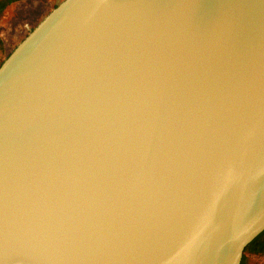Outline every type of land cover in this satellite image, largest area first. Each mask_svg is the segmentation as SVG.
<instances>
[{"label": "water", "instance_id": "1", "mask_svg": "<svg viewBox=\"0 0 264 264\" xmlns=\"http://www.w3.org/2000/svg\"><path fill=\"white\" fill-rule=\"evenodd\" d=\"M264 232V0H64L0 68V264H241Z\"/></svg>", "mask_w": 264, "mask_h": 264}, {"label": "rangeland", "instance_id": "2", "mask_svg": "<svg viewBox=\"0 0 264 264\" xmlns=\"http://www.w3.org/2000/svg\"><path fill=\"white\" fill-rule=\"evenodd\" d=\"M64 0H24L9 6L0 16V39L6 56ZM247 264H264L262 257H249Z\"/></svg>", "mask_w": 264, "mask_h": 264}, {"label": "trees", "instance_id": "3", "mask_svg": "<svg viewBox=\"0 0 264 264\" xmlns=\"http://www.w3.org/2000/svg\"><path fill=\"white\" fill-rule=\"evenodd\" d=\"M24 0H0V16L11 5L22 2ZM2 40L0 39V68L8 57ZM249 257L264 258V232L256 238L245 250L241 264H247Z\"/></svg>", "mask_w": 264, "mask_h": 264}]
</instances>
